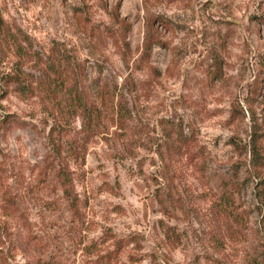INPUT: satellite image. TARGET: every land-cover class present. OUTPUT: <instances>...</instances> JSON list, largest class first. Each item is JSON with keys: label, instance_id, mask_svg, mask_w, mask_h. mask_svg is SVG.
Returning <instances> with one entry per match:
<instances>
[{"label": "rangeland", "instance_id": "374dc122", "mask_svg": "<svg viewBox=\"0 0 264 264\" xmlns=\"http://www.w3.org/2000/svg\"><path fill=\"white\" fill-rule=\"evenodd\" d=\"M263 17L0 0V264H264L238 152L264 113Z\"/></svg>", "mask_w": 264, "mask_h": 264}, {"label": "trees", "instance_id": "16d2710c", "mask_svg": "<svg viewBox=\"0 0 264 264\" xmlns=\"http://www.w3.org/2000/svg\"><path fill=\"white\" fill-rule=\"evenodd\" d=\"M262 21L264 23V17ZM60 67H57L56 73L53 77L54 79L59 80L57 82H54L53 87L50 85L51 91H54V88L57 87V83L61 80V72L63 65H61ZM261 67L264 69V53L261 57ZM102 96V102L103 105L106 106V110L107 104L112 103V100L109 103V101L105 100L107 99V97L104 94H102ZM262 110L264 112V107ZM261 120L262 121L258 123L254 119H251V126L249 130L250 132L248 135V140L244 145V149L241 147H239V149L237 147V149L240 154H245L247 160V164L244 165V176H241V181H249L253 186V194L256 202V209L259 213L260 223L264 228V113L262 114ZM243 182H240L238 178L233 180L229 185V193H227V196L224 197V202L229 205L228 207L230 210H232L231 212H234L232 207L234 208L235 206L233 194L237 190L239 191ZM234 215H236V213Z\"/></svg>", "mask_w": 264, "mask_h": 264}]
</instances>
